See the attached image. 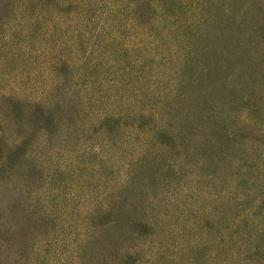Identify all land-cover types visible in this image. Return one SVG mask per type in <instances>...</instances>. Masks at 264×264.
<instances>
[{
	"label": "rangeland",
	"instance_id": "rangeland-1",
	"mask_svg": "<svg viewBox=\"0 0 264 264\" xmlns=\"http://www.w3.org/2000/svg\"><path fill=\"white\" fill-rule=\"evenodd\" d=\"M0 264H264V0H0Z\"/></svg>",
	"mask_w": 264,
	"mask_h": 264
}]
</instances>
